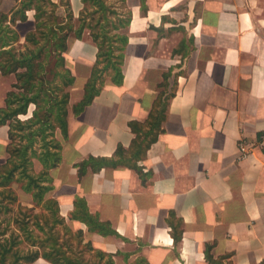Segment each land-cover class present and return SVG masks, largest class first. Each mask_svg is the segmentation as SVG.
Masks as SVG:
<instances>
[{
	"label": "crops",
	"instance_id": "crops-1",
	"mask_svg": "<svg viewBox=\"0 0 264 264\" xmlns=\"http://www.w3.org/2000/svg\"><path fill=\"white\" fill-rule=\"evenodd\" d=\"M82 5L71 0L73 20ZM122 8L121 17H129L123 82L106 74L79 114L72 107L84 97L98 46L88 30L71 40L68 136L61 164L50 171L48 196L58 200L72 231L82 228L85 242L114 257L212 264L208 248L224 264H258L264 259V0H122ZM30 22L34 28L30 17L24 25ZM165 74L172 95L163 130L137 160L129 123L149 117ZM4 99L0 88V106ZM8 141V126H0V164ZM241 141L250 148L247 157ZM86 160L96 167L80 176ZM16 192L32 205L30 193ZM77 196L114 233L71 220Z\"/></svg>",
	"mask_w": 264,
	"mask_h": 264
},
{
	"label": "trees",
	"instance_id": "trees-1",
	"mask_svg": "<svg viewBox=\"0 0 264 264\" xmlns=\"http://www.w3.org/2000/svg\"><path fill=\"white\" fill-rule=\"evenodd\" d=\"M81 1L83 7L78 24L73 20L71 0L61 3L16 0L9 11L0 12V72L4 76H15L12 89L6 93L5 104L0 106V126H8L9 138L5 149L8 157L0 164V264H34L40 258L42 264H115L109 252L95 250L92 257L97 259L94 261L73 250V240L83 244L84 230L72 231L60 213L58 200L48 196L53 189L50 171L61 164L62 139L68 136V87L75 79L66 57L71 40L82 38L88 30L98 46L97 60L85 84L84 97L72 107L76 114L99 94L105 80L104 72H108L113 82H123L124 48L128 41L124 28L129 17L110 21L105 16L109 8L103 0ZM59 5L66 8L65 18L56 13ZM92 6H96V10L88 16L87 11ZM32 11L34 28L25 33L24 42L20 43L18 26L29 20ZM99 12L103 15L98 16ZM102 62L104 65L100 67ZM167 80L168 74H165L164 81L159 84L164 88L149 117L144 122L132 120L129 123L136 134L130 150L137 160L146 155L163 130L167 98L172 95L167 92ZM58 131L62 138L57 136ZM34 160L42 165L38 172L34 171ZM99 161L102 167L108 166L104 159ZM89 165L96 167L94 160L80 163V176ZM136 168L143 175L142 169ZM15 182L32 195V205L19 200L13 187ZM69 217L85 223L91 232L114 233L90 213L86 200L79 196L74 200V210ZM84 244L88 250H94L90 242ZM206 257L212 264H224L213 260L208 248ZM133 264L149 263L139 257ZM258 264H264V259Z\"/></svg>",
	"mask_w": 264,
	"mask_h": 264
},
{
	"label": "rangeland",
	"instance_id": "rangeland-1",
	"mask_svg": "<svg viewBox=\"0 0 264 264\" xmlns=\"http://www.w3.org/2000/svg\"><path fill=\"white\" fill-rule=\"evenodd\" d=\"M58 1V0H57ZM104 4L109 8V10L107 11V13H105V16L107 19H109L110 21H117V19L119 17H121L122 15H124V9L122 8V0H103ZM64 2V0H59L58 3ZM14 0H0V12H7L13 5H14ZM60 6V5H59ZM62 7V6H61ZM59 7L58 9L56 8V13L57 15H59L60 18H64L65 14L67 13V11H64V8ZM83 7V5H82ZM82 9V8H81ZM66 10V8H65ZM96 10V6H92L91 8L88 9L87 13L88 16L90 15V12ZM78 12L76 11V15ZM86 13V16H87ZM75 14V12H74ZM73 14V15H74ZM31 20L33 21V11L29 13ZM103 15L102 12L98 13V16ZM77 18H74V21L76 22V24H78V18L80 17V13L79 16H75ZM33 28V25L29 23H27L26 25H21L18 26V30L21 32V34H24L26 32L27 29ZM21 44H17V46H20ZM108 72H104L103 75L106 78ZM51 77V75H49ZM6 77V78H5ZM4 78H2V80H0V88H1V93H2V100L6 97V93L12 89V83L15 81V76H5ZM5 100V99H4ZM2 104H4V102H1ZM4 106V105H3ZM33 106H31L32 108ZM37 145V144H36ZM38 146V145H37ZM41 165V164H40ZM40 165H38L37 160H34V171L38 172L40 169ZM15 185V186H14ZM14 189L16 190L17 187H20V184L15 182L13 184ZM76 231V230H75ZM83 239V238H82ZM83 244L79 245L75 240H73L72 242V246H73V250L78 253L79 255L85 257V258H91L94 261L97 259L96 257H92L95 254V250H99L97 248H94L93 246V251L88 250L84 245V243H87L84 241L83 239ZM113 255V254H112ZM115 260V264H133L135 262V260H128L127 258L124 257H114ZM36 264H42V260H38L36 262Z\"/></svg>",
	"mask_w": 264,
	"mask_h": 264
},
{
	"label": "built area",
	"instance_id": "built-area-1",
	"mask_svg": "<svg viewBox=\"0 0 264 264\" xmlns=\"http://www.w3.org/2000/svg\"><path fill=\"white\" fill-rule=\"evenodd\" d=\"M240 151L242 157H247L251 152L248 144L244 141L240 142Z\"/></svg>",
	"mask_w": 264,
	"mask_h": 264
}]
</instances>
